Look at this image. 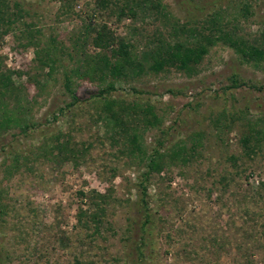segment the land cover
<instances>
[{
    "label": "rangeland",
    "instance_id": "obj_1",
    "mask_svg": "<svg viewBox=\"0 0 264 264\" xmlns=\"http://www.w3.org/2000/svg\"><path fill=\"white\" fill-rule=\"evenodd\" d=\"M159 1L165 15L145 10L116 21L103 13L92 22L106 21L138 53L188 19L181 0ZM240 1L248 7L245 17L234 6L239 0L219 2L228 28L234 25L246 40H259L264 0ZM4 2L19 11L14 22L0 26V68L14 72L16 91L27 99L25 109L14 105L15 111L30 124L25 131L0 129V201L5 210L0 216V264H264V137L252 151L242 143L248 126H259L256 119L264 114V71L240 62L231 48L217 43L191 77L170 68L116 82L108 98L152 106L156 121L137 127L146 154L155 148L168 154L178 146L181 154H192L185 164L167 161L160 173L150 175L145 199L153 228L136 257L127 237L133 222L129 205L143 163L124 149L120 152L122 144L113 143L106 122L96 118L99 109L89 97L99 88L96 82L76 79L82 101L53 113L69 100L62 75L55 70L47 81L39 78L37 46L26 43L33 35L43 46L50 37L67 46L69 35H77L88 21L92 0ZM211 8L205 5L201 16ZM84 46L94 51L89 43ZM232 74L240 86L231 87ZM34 78L44 85L37 86ZM66 135L76 148L85 147L76 153L83 155L63 161L47 156L43 145L50 149L57 136ZM95 192L105 195L106 213L99 232L86 234L75 214L78 208L90 210Z\"/></svg>",
    "mask_w": 264,
    "mask_h": 264
},
{
    "label": "trees",
    "instance_id": "obj_2",
    "mask_svg": "<svg viewBox=\"0 0 264 264\" xmlns=\"http://www.w3.org/2000/svg\"><path fill=\"white\" fill-rule=\"evenodd\" d=\"M4 1L0 0V26L16 20V14L19 11L17 8L10 10ZM220 1L203 0L200 4L193 0L185 2L181 0L180 5L188 17L187 24L186 22L175 23L166 36H160L155 38V41L146 43L138 53L131 40L117 36L106 21L93 24L92 17L102 16L105 13L106 18L112 17L120 21L123 17L134 18L138 11L145 10L165 15L164 6L159 0H92L88 21L83 24L82 30H79L77 35L74 32L69 35L67 46L62 41L57 42L53 37H50L45 46L41 45L40 41H36L37 37L33 38V35L28 36L26 40V43H33L37 46L34 68L39 70V78L47 81L55 70L62 75V91L69 100L63 106L56 108L53 113L73 108L82 101L74 87L76 79L82 78L96 82L99 88L96 93L89 96L94 98L99 109L96 118L104 120L108 125L111 141L122 144L120 152L125 150L129 158L137 157L143 163L144 171L137 179L135 197L129 205L133 222L131 228L128 229L127 237L128 241L133 244L129 247L132 246L131 249L137 252L136 257L142 255L138 245L140 248L147 242L153 228L154 220L145 199L146 183L150 175L160 173L168 163L167 161L169 163L178 161L185 164L192 154H181L183 153L182 146H178L177 150L170 151L168 154H164L157 148L146 154L138 142L137 127L138 123L146 127L156 121L152 106L150 104L141 106L135 102H125L122 99L107 96L116 90V82L136 77L142 73L157 74L173 68L191 77L197 74L198 65L208 49L217 43L231 48L240 62L251 63L264 71V32L261 33L259 40L249 41L235 31L234 25L228 28L229 21L224 18ZM216 4L218 5L215 6ZM205 5H211L212 8L201 16ZM223 5L226 6V4ZM234 6L237 7V14L241 13L243 17L246 16L248 7L245 2L239 0ZM24 26L29 25L25 23ZM87 43L94 51L88 52L85 49L84 45ZM66 57L70 63H66ZM13 73L9 69L0 68V129L5 130L16 126L25 131L29 127V119L15 111V106L20 107L19 110L22 109L23 103L27 104V99L18 95L19 90L16 91L14 82L11 80ZM229 79L231 87H238L242 84L234 74ZM33 80L37 86L44 85L40 83V79L34 78ZM53 118L56 117L53 116ZM256 121L259 126H255L256 123L249 125L248 134L242 137V143L250 151L264 137V114H261ZM43 147H45L43 151L49 153L47 156L59 161L76 160L83 155L76 153H83L81 150L85 151V147L80 150L73 146L69 135L63 138L57 136L50 149L46 148V144ZM12 157L13 164L17 163L16 155ZM77 194L85 196L81 190H78ZM89 203L91 204L90 210L77 209L76 222L80 229L86 231V234L98 233L106 213L107 200L104 194L95 192L90 195ZM3 215H5V210L0 201V216ZM133 235H137V238Z\"/></svg>",
    "mask_w": 264,
    "mask_h": 264
}]
</instances>
